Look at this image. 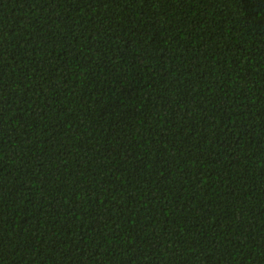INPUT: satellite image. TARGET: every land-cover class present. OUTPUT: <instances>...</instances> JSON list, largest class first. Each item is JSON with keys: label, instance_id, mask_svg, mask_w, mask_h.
Segmentation results:
<instances>
[{"label": "trees", "instance_id": "16d2710c", "mask_svg": "<svg viewBox=\"0 0 264 264\" xmlns=\"http://www.w3.org/2000/svg\"><path fill=\"white\" fill-rule=\"evenodd\" d=\"M0 264H264V0H0Z\"/></svg>", "mask_w": 264, "mask_h": 264}]
</instances>
